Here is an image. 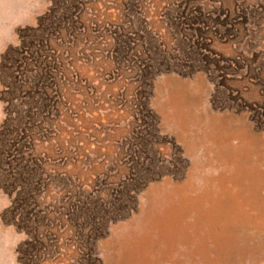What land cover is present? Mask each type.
<instances>
[{
  "label": "rangeland",
  "instance_id": "obj_1",
  "mask_svg": "<svg viewBox=\"0 0 264 264\" xmlns=\"http://www.w3.org/2000/svg\"><path fill=\"white\" fill-rule=\"evenodd\" d=\"M55 1L0 26L55 52L1 78L0 264H264V0Z\"/></svg>",
  "mask_w": 264,
  "mask_h": 264
},
{
  "label": "trees",
  "instance_id": "obj_2",
  "mask_svg": "<svg viewBox=\"0 0 264 264\" xmlns=\"http://www.w3.org/2000/svg\"><path fill=\"white\" fill-rule=\"evenodd\" d=\"M56 1L54 0V3ZM64 17L62 14L58 17L57 21V28L53 30H59L60 24ZM47 20L48 14L45 13L37 19V23L35 27H27L23 30L18 32V40L19 45L14 48H8L3 55L1 56L0 60V83L4 88H9L7 85L1 81L3 73H5L6 69L9 67L7 66V61L9 59L13 60L14 63L17 64V68L12 67L16 70H12V74H14L15 79H17V74L19 75V68L24 65L25 69L31 75V80L33 82H37L41 79V76L47 77L48 75H52L53 69V62L55 60L54 53H51L50 43L48 39L44 38L43 36L46 33L47 29ZM30 36V37H28ZM30 38V40H28ZM42 42V43H41ZM44 42V43H43ZM22 82H16V84H20ZM22 85V84H21ZM6 86V87H5ZM19 87H21L19 85ZM9 118H6L0 127V137L3 136L4 132L9 127L10 122ZM28 129L22 128L19 130L18 133L24 132L27 133ZM26 136H28L26 134ZM15 212V211H14ZM16 226L23 231H25L28 236L30 231L28 227L23 225L16 224ZM34 240V239H33ZM33 240L29 238L26 240L22 246L17 250L18 251V264H43V260H40L38 255H35V248L33 245Z\"/></svg>",
  "mask_w": 264,
  "mask_h": 264
},
{
  "label": "crops",
  "instance_id": "obj_3",
  "mask_svg": "<svg viewBox=\"0 0 264 264\" xmlns=\"http://www.w3.org/2000/svg\"><path fill=\"white\" fill-rule=\"evenodd\" d=\"M187 237V236H186ZM184 238L183 237V242H187L188 241V239L187 238ZM179 238V236H175V239L173 240V238H170L169 239V241L171 242V243H174V241L176 240V239H178ZM182 241V240H181ZM176 243L177 244H180V240H176ZM175 244V243H174ZM255 249L253 248L252 249V251H254ZM181 253H177L175 250H173V249H167V250H165L164 252H161V258H166V259H168V260H170L171 261V264H176V262L177 261H179L178 259L179 258H181V257H185V258H187V259H190V260H193L194 261V259H193V257L191 256L192 255V253H190L189 251H180ZM187 253V254H183V253ZM183 257V258H184ZM206 257V256H205ZM224 259H226V258H224ZM227 260V259H226ZM233 260V258L232 257H230L229 258V262H231ZM192 264V263H191ZM227 264H229V263H227Z\"/></svg>",
  "mask_w": 264,
  "mask_h": 264
},
{
  "label": "bare ground",
  "instance_id": "obj_4",
  "mask_svg": "<svg viewBox=\"0 0 264 264\" xmlns=\"http://www.w3.org/2000/svg\"><path fill=\"white\" fill-rule=\"evenodd\" d=\"M19 1H22L23 0H1L0 2V26L3 25L5 22H7L8 19H11V18H5L4 15L6 14H11L13 16H15V12L14 10L17 8V6L20 4L18 3ZM26 4V3H25ZM31 5V4H30ZM21 6V5H20ZM24 8V7H23ZM22 8V9H23ZM19 11V10H18ZM24 11V10H23ZM21 12V11H20ZM24 14V13H23ZM25 17V16H24ZM20 18V17H19ZM14 20V19H13ZM12 21V20H11ZM19 21V20H18ZM10 22V21H9ZM5 25H8V24H4V29H5ZM8 30V29H7ZM6 31V30H5ZM2 35V34H1ZM5 38V36H4Z\"/></svg>",
  "mask_w": 264,
  "mask_h": 264
}]
</instances>
